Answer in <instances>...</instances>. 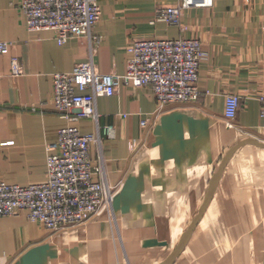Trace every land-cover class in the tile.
I'll list each match as a JSON object with an SVG mask.
<instances>
[{"label": "crops", "instance_id": "obj_1", "mask_svg": "<svg viewBox=\"0 0 264 264\" xmlns=\"http://www.w3.org/2000/svg\"><path fill=\"white\" fill-rule=\"evenodd\" d=\"M16 1L0 0V42L10 45L0 54V181L28 186L46 182L47 146L71 124L51 104L52 75L87 61L89 43L28 31ZM175 3L98 0L92 61L100 73L122 75L132 41L196 37L205 53L199 97L165 105L145 127L157 108L150 87L120 84L97 98L99 125L115 129L114 139L102 137L108 183L127 180L115 221L51 233L26 211L0 217V264H264V0L183 9L182 28L155 19ZM228 94L240 96L234 128L224 119ZM76 124L83 134L95 130L91 119ZM90 154L95 160V145Z\"/></svg>", "mask_w": 264, "mask_h": 264}, {"label": "built area", "instance_id": "obj_2", "mask_svg": "<svg viewBox=\"0 0 264 264\" xmlns=\"http://www.w3.org/2000/svg\"><path fill=\"white\" fill-rule=\"evenodd\" d=\"M211 5L212 0H176L173 5L158 9L155 19L182 28L183 9ZM15 6L30 32L53 31L59 44L71 38H86L89 58L70 72L52 75L51 104L71 124L60 129L57 141L47 146L46 182L20 186L0 181V217L26 211L29 221L41 224L51 233L103 216L115 221L112 204L125 180L115 185L108 183L102 137L114 139L115 129L99 125L96 100L114 96L120 84L150 87L157 108L141 122L142 127L156 119L167 104L195 101L199 97L198 71L205 58L201 43L196 37L134 40L126 49L124 74L100 73L92 61L100 42L92 33L101 15L98 0H17ZM9 49L8 43L0 42V54H8ZM10 66L13 77L22 74L16 58H11ZM258 100L264 129V92ZM239 106L240 96L225 97L224 119L228 128L235 127ZM82 119H91L95 130L81 133L76 123ZM92 145L96 147L95 160L90 154ZM129 146L136 153L140 145L131 141Z\"/></svg>", "mask_w": 264, "mask_h": 264}, {"label": "water", "instance_id": "obj_3", "mask_svg": "<svg viewBox=\"0 0 264 264\" xmlns=\"http://www.w3.org/2000/svg\"><path fill=\"white\" fill-rule=\"evenodd\" d=\"M251 141H256L254 139H250ZM126 184H127V180L124 181L123 187L121 189V191L117 194V196L114 198L113 204H112V209H113V213L115 214L114 211V205L116 203V201L120 198V196L124 193L125 189H126Z\"/></svg>", "mask_w": 264, "mask_h": 264}]
</instances>
